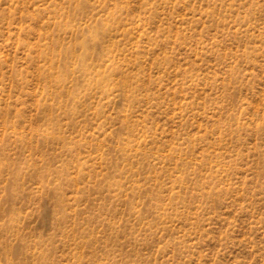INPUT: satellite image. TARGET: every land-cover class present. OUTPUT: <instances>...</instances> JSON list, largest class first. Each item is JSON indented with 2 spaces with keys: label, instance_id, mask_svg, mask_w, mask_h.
<instances>
[{
  "label": "rangeland",
  "instance_id": "1",
  "mask_svg": "<svg viewBox=\"0 0 264 264\" xmlns=\"http://www.w3.org/2000/svg\"><path fill=\"white\" fill-rule=\"evenodd\" d=\"M0 264H264V0H0Z\"/></svg>",
  "mask_w": 264,
  "mask_h": 264
}]
</instances>
